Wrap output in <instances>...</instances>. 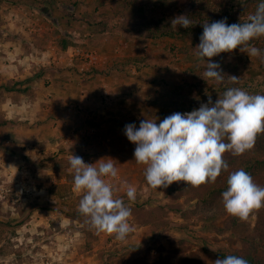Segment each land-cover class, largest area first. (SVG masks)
I'll list each match as a JSON object with an SVG mask.
<instances>
[{
    "label": "crops",
    "instance_id": "obj_1",
    "mask_svg": "<svg viewBox=\"0 0 264 264\" xmlns=\"http://www.w3.org/2000/svg\"><path fill=\"white\" fill-rule=\"evenodd\" d=\"M159 4L158 0H0V83L19 81L17 86H29V91L38 85L36 95L11 90L1 100L7 123L0 125V148H4L0 153L8 150L13 155L11 162L2 164L6 171L10 167L15 171L11 185L20 188L23 175L32 179L24 164L26 155L35 158L37 151H54L72 141L78 125L72 115L78 107L89 110L86 115L105 140L102 144L112 141L118 150L100 155L119 160L122 145H114L113 129L127 141L125 125L139 128L145 119L159 124L178 112L180 103L187 105L183 97L187 93L207 97L202 85L187 83L181 89L174 84L182 69L178 62L156 65V60L169 57L152 50L158 40L151 35L148 10ZM76 44L101 54L100 63L86 74L70 66L69 53ZM55 62L61 64L52 67ZM46 76L49 86L43 85ZM2 170L0 166V176ZM18 192L13 193L11 211L17 216L19 206L30 205L33 197L29 193L21 199Z\"/></svg>",
    "mask_w": 264,
    "mask_h": 264
},
{
    "label": "rangeland",
    "instance_id": "obj_2",
    "mask_svg": "<svg viewBox=\"0 0 264 264\" xmlns=\"http://www.w3.org/2000/svg\"><path fill=\"white\" fill-rule=\"evenodd\" d=\"M189 9L187 0H170V2L164 0L163 4L149 8L150 19H148L152 21L153 18L165 17L172 20L178 15H185ZM199 43L200 41L193 43L190 38H166L158 40L152 47V50H159L169 55L166 57L167 60H156V65L169 66L173 62L181 65L182 69L177 72L178 75L174 74L176 81L178 80L174 84L180 85L181 89L187 83L205 86L212 84L211 81L215 82L208 80L205 83L206 80L202 77L207 60L195 55ZM77 45L92 49L83 44L73 46ZM184 47L188 49L185 51ZM211 60L221 65L226 76L245 78L255 67V57L251 58L246 52L240 51L239 47L233 53L219 54ZM80 62L79 58H75L70 66L77 68L82 74L88 73L93 68L83 73L79 69ZM59 64L61 63L55 62L51 66ZM148 65L153 66V63ZM47 76L43 84L45 86L51 84L47 81L50 80ZM52 76L51 73L53 80ZM225 79L228 80L227 77ZM6 83L13 85L14 81L8 80L1 82L0 85ZM35 86L36 88L32 87L29 91L32 95L37 94L38 85ZM6 91H8L6 88L0 89V122L7 121L6 111L4 112L1 103ZM186 91L188 92L189 88ZM209 96L213 102L218 99L208 91L207 97L205 94L183 95L188 103L185 106L180 103L178 112H191L189 105H193L195 109L199 108L201 104L208 102ZM198 101L202 103L199 104ZM76 111L72 118L78 119V125L72 141L67 145L56 147L54 151L53 149L46 153L37 151L35 158L26 155L28 158L24 164L33 177L29 178L30 182L27 176L20 177L21 181L18 183H22L20 187H24L23 191H20L18 186L11 185L16 175L13 167L6 171V167L2 166L5 161L11 162L13 155L8 150L5 154L0 153V166L3 168L1 171L3 175L0 176V185H2L0 186V264H152L147 262L148 249L156 255H169L170 261L166 264H178L175 257L184 251L202 252L207 257L206 264H214L216 260L214 254L218 249L242 246V238L257 225L261 215L260 209L253 210L247 221L230 215L226 210L222 211L213 222L200 219L195 214L186 218L181 216L170 205L182 202L185 208H191L192 205L186 201V196L177 197L176 193L168 194L163 187L158 189L151 187L145 180L147 166L138 164L134 160L133 149L136 145L131 141L129 143V139L124 141L123 136L114 132V129L113 143L116 146L122 145L120 149L123 151L119 150L121 159H111L119 169L120 179L116 185L120 190L117 195L131 207L130 224L134 226L135 231L123 241L117 240L115 234L97 233L87 222L88 218L78 210L83 192L73 191L74 172L70 171L68 158L74 154L82 157L86 163L95 164L101 159L109 160L108 156H101L100 151L110 154L116 148L113 147L112 141H109V144H102L105 140L95 131L92 117L86 115L88 109L78 107ZM121 178H126L137 188L135 203L129 202ZM17 189L22 195L21 199L28 197L29 193L33 195L30 205L25 199L23 204L26 205L19 206L18 209H21L19 216L11 214V211L15 210L12 196ZM196 201L195 199L192 203ZM161 206L165 207L166 212ZM152 210H155L152 215L155 221H150L148 214Z\"/></svg>",
    "mask_w": 264,
    "mask_h": 264
},
{
    "label": "clouds",
    "instance_id": "obj_3",
    "mask_svg": "<svg viewBox=\"0 0 264 264\" xmlns=\"http://www.w3.org/2000/svg\"><path fill=\"white\" fill-rule=\"evenodd\" d=\"M170 2V0H169ZM199 3V0H197ZM195 23L188 15H178L171 27L190 28ZM203 33L196 46L195 55L206 59L202 77L223 83L225 78L239 84L240 77L226 76L221 65L211 58L239 47L251 58L261 57V49L250 46L254 39L264 36V0L246 22L228 24L227 18L212 23L203 22ZM259 134H264V94H251L241 87H229L213 102L201 104L191 112H174L159 124L145 119L139 128L134 123L125 125V135L136 145L135 161L146 165L147 183L158 189L173 182L184 181L193 187L214 183L229 165L223 158L226 152L235 156L254 148ZM70 171L74 172L73 191L83 192L78 210L88 218L97 233L115 234L125 240L135 231L130 224L131 207L117 195L120 190L112 182L119 178V169L111 159L86 163L82 157L68 158ZM227 190L222 193L224 207L230 215L247 221L253 210L264 207V187L254 182L245 169L233 171L227 178ZM122 187L131 203L136 202L137 188L123 182ZM212 248V247H211ZM216 251L215 248H212ZM214 264H250L237 255H227Z\"/></svg>",
    "mask_w": 264,
    "mask_h": 264
},
{
    "label": "trees",
    "instance_id": "obj_4",
    "mask_svg": "<svg viewBox=\"0 0 264 264\" xmlns=\"http://www.w3.org/2000/svg\"><path fill=\"white\" fill-rule=\"evenodd\" d=\"M163 2L164 0H158V3L163 4ZM187 2L190 9L185 15H188L195 24L190 28L178 26L176 29H173L171 27V20L165 17L153 18L152 21L150 20V31L154 39L190 38L193 43H196L200 41V36L203 33V22L212 23L225 17L229 25L246 22L248 16L255 12L260 0H199V3H197V0H187ZM250 44L260 48L262 56H264V36L252 40ZM64 47H67V44ZM187 49V47L183 48L185 51ZM221 54L230 53L224 52ZM240 80L239 84H232L227 79L223 83L211 81L210 83L212 84L202 85L201 90L204 93L208 91L218 98L219 93L222 94L229 87H241L251 94H264V61H262L261 57H255V67L247 77H240ZM18 83L20 82L15 81L13 85H9L8 83L2 84L0 85V89L6 88L8 91L18 90L20 92L29 91V86L23 87L24 84L17 86ZM196 85L199 86V84ZM198 103L201 104L202 102L199 101ZM6 123V120L0 122V124ZM223 158L227 161L229 168L227 171H222L214 183L208 182L199 187H193L184 181H177L165 188L168 194L176 193L177 197L186 196V201L192 205L191 208H185L182 202L173 203L170 207L175 212L180 213L185 218L195 214L200 219L213 222L222 211L226 210L223 204L222 193L227 190V178L231 172L240 168L249 172L254 182L264 187V134L257 136L256 144L252 150L239 156L226 152ZM195 199L197 201L193 204L192 201ZM161 209L166 212L164 206H161ZM260 210L261 215L258 218L257 225L242 238V246L232 249L220 248L214 254L215 259L223 258L227 255H237L247 259L250 264H264V207L260 208ZM154 212L155 210L150 211V213L148 212L150 221H155V218L152 217ZM147 253V262L149 263L166 264L170 261L169 255H156L152 253L151 249H148ZM175 259L178 264H206L207 257L202 252L184 251V253L178 254Z\"/></svg>",
    "mask_w": 264,
    "mask_h": 264
},
{
    "label": "built area",
    "instance_id": "obj_5",
    "mask_svg": "<svg viewBox=\"0 0 264 264\" xmlns=\"http://www.w3.org/2000/svg\"><path fill=\"white\" fill-rule=\"evenodd\" d=\"M69 56L71 58V62L75 58L76 59L79 58L81 60L79 69L83 73L88 72L92 67L96 66L101 61V54L97 50L87 49L83 46H78V45L71 47ZM119 179L120 177L117 180H113L112 182L116 185ZM125 181L128 184H132L129 180L124 178L121 180L122 185L123 182ZM23 189L24 187H20V191H23Z\"/></svg>",
    "mask_w": 264,
    "mask_h": 264
}]
</instances>
